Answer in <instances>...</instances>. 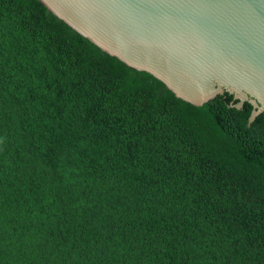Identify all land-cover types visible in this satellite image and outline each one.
Wrapping results in <instances>:
<instances>
[{"label":"trees","instance_id":"trees-1","mask_svg":"<svg viewBox=\"0 0 264 264\" xmlns=\"http://www.w3.org/2000/svg\"><path fill=\"white\" fill-rule=\"evenodd\" d=\"M0 264H264V172L203 106L0 0Z\"/></svg>","mask_w":264,"mask_h":264},{"label":"water","instance_id":"water-1","mask_svg":"<svg viewBox=\"0 0 264 264\" xmlns=\"http://www.w3.org/2000/svg\"><path fill=\"white\" fill-rule=\"evenodd\" d=\"M141 89L203 106L264 172V0H38Z\"/></svg>","mask_w":264,"mask_h":264}]
</instances>
